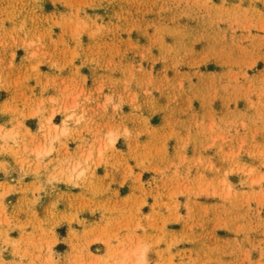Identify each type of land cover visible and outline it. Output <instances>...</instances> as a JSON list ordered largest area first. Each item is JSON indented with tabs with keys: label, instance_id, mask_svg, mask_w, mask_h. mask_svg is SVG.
I'll return each instance as SVG.
<instances>
[{
	"label": "rangeland",
	"instance_id": "obj_1",
	"mask_svg": "<svg viewBox=\"0 0 264 264\" xmlns=\"http://www.w3.org/2000/svg\"><path fill=\"white\" fill-rule=\"evenodd\" d=\"M0 90L23 126L75 102L81 130L115 129L134 183L125 224L65 244L7 177L0 264H134L137 246L142 264H264V0H0ZM10 128L0 153L24 167Z\"/></svg>",
	"mask_w": 264,
	"mask_h": 264
},
{
	"label": "crops",
	"instance_id": "obj_2",
	"mask_svg": "<svg viewBox=\"0 0 264 264\" xmlns=\"http://www.w3.org/2000/svg\"><path fill=\"white\" fill-rule=\"evenodd\" d=\"M34 91L31 99H40L42 93L38 94L37 89ZM1 95L0 108L7 107L11 99L7 92ZM64 104L66 103L63 102L60 106ZM53 107L55 106L50 105L48 108L52 110ZM51 110L43 114L38 107L26 108L25 127L23 121L15 123L16 119L12 114L1 113L4 118L0 114V125L10 128L16 124L29 132L26 135V147L16 150L17 156L25 155L24 167L21 166L23 160L19 162L20 157L15 159L12 155L0 153V188L1 183L7 182V177H11L8 184L19 191L24 190V197L33 201V207L41 208L44 215L49 214L57 218L58 231L59 229L64 231L59 238L65 244L68 238L83 234L102 217L109 218L113 223L125 224V200L134 190V183L130 179H125V137L116 138L114 149L111 151L103 149L100 153L98 147L105 141V136L101 134L105 132L96 137L92 136L81 128L94 127L93 125L76 124L70 119L66 126L75 129L70 137L53 133L46 139L40 134L39 118L50 115ZM63 117L64 114L56 110L52 116V123L61 125ZM95 139L96 142H93ZM93 143L95 147L92 157L86 164L83 162L86 166L83 174L74 172L70 176L71 173L66 170L67 165L80 156L84 157ZM119 143L122 145L119 146ZM44 145L51 146V151H43L42 154L32 151V148ZM18 150L25 153L21 154ZM13 197V201H19L22 196L17 194Z\"/></svg>",
	"mask_w": 264,
	"mask_h": 264
},
{
	"label": "bare ground",
	"instance_id": "obj_3",
	"mask_svg": "<svg viewBox=\"0 0 264 264\" xmlns=\"http://www.w3.org/2000/svg\"><path fill=\"white\" fill-rule=\"evenodd\" d=\"M55 99L56 98H54V96H52L49 101L53 102ZM39 108H40V105H39ZM70 109H76L75 102H72L70 104H64V106L62 105V106H59V107H53L52 110H51V114L50 115L41 116L39 118V131H40V134H42L46 139H48V138H50L52 136L53 133L54 134L66 133L67 130H68L67 126H66L68 120L72 119L75 116L74 112L70 111ZM56 110H60V112L62 114H64V117H63V120L61 122L62 123L61 125L52 123V116H53V114H54V112ZM77 118H81L80 115H78ZM15 131L16 130L13 129V128H7L4 125H0V138H2L3 140H8V139L14 138V136L16 135ZM117 133L118 132L115 129L114 130L113 129L112 130L109 129L107 131V134L105 135L104 143L98 147L100 153L103 151V149L105 147L114 145ZM93 142H96V139L93 140ZM94 145L95 144L93 143L89 147V149H87V153H86V155L84 157L80 156L74 162L70 161L72 163L67 165V167H66V170L69 171V174L71 173L70 176H72V173H74V172H77L78 174H83V172H84V170L86 168V166H84L83 162L86 164L89 161V159L92 157L93 149L95 147ZM51 149H52L51 146L45 147V145H44V146H41V147L37 146L36 148H32V151L36 152L37 154H42L43 151L49 152V151H51ZM132 253L137 256L136 257V261H135L134 264H139V263L142 264V263H144V261H145V252L144 253L139 252L138 251V246L133 248Z\"/></svg>",
	"mask_w": 264,
	"mask_h": 264
}]
</instances>
